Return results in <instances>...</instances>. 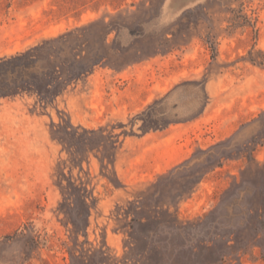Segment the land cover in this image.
I'll list each match as a JSON object with an SVG mask.
<instances>
[{"label": "rangeland", "instance_id": "1", "mask_svg": "<svg viewBox=\"0 0 264 264\" xmlns=\"http://www.w3.org/2000/svg\"><path fill=\"white\" fill-rule=\"evenodd\" d=\"M0 60V264H264V0H0Z\"/></svg>", "mask_w": 264, "mask_h": 264}, {"label": "trees", "instance_id": "2", "mask_svg": "<svg viewBox=\"0 0 264 264\" xmlns=\"http://www.w3.org/2000/svg\"><path fill=\"white\" fill-rule=\"evenodd\" d=\"M54 40H48L46 41V43L52 42ZM44 45L45 44H42L26 51V86L29 89L36 90L41 97L44 96V92L42 91V86H41V80H42L41 76L44 77L45 74L43 73V71L41 73L42 68H40L39 66L40 59L35 55V53L41 49H44ZM18 57H23V54H21ZM4 63L5 60H0V66ZM88 72L89 71H86L85 73ZM74 80H76V78L71 79V82Z\"/></svg>", "mask_w": 264, "mask_h": 264}]
</instances>
